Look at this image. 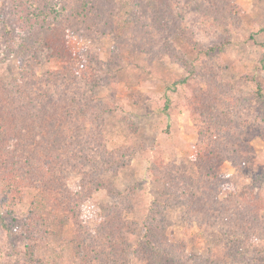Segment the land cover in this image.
<instances>
[{"label":"rangeland","instance_id":"374dc122","mask_svg":"<svg viewBox=\"0 0 264 264\" xmlns=\"http://www.w3.org/2000/svg\"><path fill=\"white\" fill-rule=\"evenodd\" d=\"M28 4V0H0L1 82L20 75L25 58L20 38L7 40L5 30L14 10L28 9ZM33 7L48 16L77 19L74 27L81 28L71 34L69 48L77 52L87 47L95 57L93 67L103 69L99 76L105 78L92 104L100 123L90 122L93 114H88L73 127L88 128L87 139L101 126V151L124 166L116 173L107 168L96 173L89 161H83L85 152H90L82 143V168H72L79 162L67 161L68 168L60 165V172L51 178L46 171L53 164L46 152L40 155L38 144L22 147L24 140L5 139L0 132V264H145L135 255L137 239L149 206L164 189L159 171L153 170L184 164L193 172L204 158L217 162L218 174L226 175L237 193L223 189L215 200L203 180L206 190L200 195L224 204L229 218L243 225L239 234L224 238L235 239L242 251L227 257L225 242L213 246L217 238L212 225L184 222L179 207L165 213L171 223L165 240L173 246L174 261L178 258L177 264H185L178 254L183 249L205 264H264V0H33ZM39 33L35 40L44 36ZM37 68V76L48 77L62 65L59 58L48 57ZM185 78L183 86L174 87ZM167 98L171 102L165 112ZM29 149L38 155L26 153ZM52 151L56 158L69 153L68 146ZM104 163L98 160L96 165ZM88 174H97L116 191L134 193L131 209L121 214L122 246H116L118 253L108 261L106 234L116 232L117 221L110 219V227L98 228L108 220L106 211L118 206L121 198L99 183L79 209L86 228L95 233L85 236L74 219L76 206L69 203L77 195L63 191L86 178L94 185L97 181ZM254 219L252 230L247 224ZM80 238H86V245Z\"/></svg>","mask_w":264,"mask_h":264},{"label":"trees","instance_id":"16d2710c","mask_svg":"<svg viewBox=\"0 0 264 264\" xmlns=\"http://www.w3.org/2000/svg\"><path fill=\"white\" fill-rule=\"evenodd\" d=\"M28 2L31 3L28 4L30 9L24 6L16 8L6 22V39L11 41L12 38L15 40L16 37H19V43L25 58L20 62L21 72L18 78L8 82L0 81V132L5 134V139L10 137V140H24L22 147L26 143H30L32 147L38 144L41 149H38L40 155L46 152L45 156L48 158L49 163L53 164L52 168L47 166L51 170L46 171L51 178L60 172L59 170L62 169L60 165L67 167V161L71 165L74 161L79 162V165L74 164L71 166L72 168L81 167L84 164L80 158L83 149L81 148L82 143L84 145L87 143L86 149L88 148L90 152L89 154L85 152L83 161H89L96 173L105 171L104 168L116 173L124 164H117L118 160L108 159L106 150L101 151L104 149L99 132L101 126L96 130L97 132H93L92 136L87 139L88 128H84L83 125L79 129L73 127L76 121L80 122L79 120H81L83 122L88 114L91 116L96 113L97 107L95 104L92 106L93 102L96 103L95 91L102 85L103 81L101 80L105 78L99 76V74H102L103 69L97 70L96 66L93 67L95 57L89 53L87 47L77 52L69 48L68 42L71 34L76 30L75 28L78 29L81 26L74 27L77 19L62 14L56 17L54 15L53 17L48 16V14H44L38 8L33 7V0H28ZM58 13L59 11L56 10L55 14ZM56 22L57 25L53 27ZM57 28L62 32V41L58 38ZM38 30H40V33ZM80 31L82 32V30ZM38 33L39 35L43 33L45 38L39 36L35 40V35H38ZM261 48L262 61L264 62V44L261 45ZM48 57L59 58L62 68L55 71L51 70L53 75L48 74V77L44 75L42 77L37 76V66ZM185 82L186 78L175 82L173 85L174 87L183 86ZM256 91L257 94L262 93L260 84L257 85ZM170 102L167 98L164 105L165 112L168 110ZM187 108L193 111L190 104H187ZM99 117L97 114H93L89 120H91L90 122L99 121L100 123ZM214 122L215 124L219 123L218 121ZM212 126L210 125L209 133H211ZM62 146H68L69 153L66 158H56L52 150ZM26 153H29L32 157L38 155H35L31 149ZM16 155L18 154L16 153ZM98 160H103L105 163L98 166L96 165ZM61 161L64 163H61ZM110 161L113 162L110 163ZM114 165L115 168L111 169ZM47 168L44 169L48 170ZM153 171H159L157 175H159L164 189L162 194L151 203L146 217L142 221V234L137 239L136 257H139L145 264H177L179 262L178 258L174 261L172 257L174 256L173 246H170L165 240V232L171 225L165 213L179 207L182 210L181 217L184 222L191 224L201 221L206 224L205 227L212 225L215 238H217L213 246L218 247L221 242H225L223 245L227 257L234 258L238 250L242 251L235 239L228 238L224 240V238L239 234L243 225L238 222L235 223L234 220L229 218L231 214L225 211L224 204H220L218 201L213 203V201L202 198L200 195L204 192L203 190H206L201 185L203 180L206 183L208 182L210 187L208 193L212 194L211 196L215 200L218 199V192L223 189L230 191V194L237 193L226 175L218 174L217 162H209L205 158L200 159L196 165V171L193 172L184 164H174L171 167L162 170L154 169ZM96 175L88 174L93 181H97L94 185H91L86 178V181H82V184L74 188L69 190L63 188V191L70 194L71 197L74 193L77 195L75 199H72L73 203L71 204V198L69 203L71 206L77 207L73 209L74 219L77 221L78 227L84 229L81 232L85 236H87V233L94 236L95 233L92 229L86 228L87 223L80 214V206L91 193L98 189L99 183L106 185ZM3 179L4 177L1 178V180ZM106 187L111 195L121 198L118 206H113L106 211L108 220L106 219L105 223L102 220V224L98 228V230L102 229L105 225L110 227L108 224L110 219L117 221L116 232L111 231L106 234V228L103 229L104 235H108L105 245L109 250L107 258L105 257L108 261L113 259L115 253H118V251L116 252V246H122L120 241L125 238V224L122 221L121 214L124 210L129 211L131 209L130 196L134 193L132 192L133 189H128L129 192L124 193L116 191L111 183L110 185L107 184ZM200 188L202 189L200 190ZM256 223L257 220L254 219L250 221L249 225L247 224V227L253 230ZM80 240L82 244L86 245V238H80ZM82 244L79 245L82 246ZM182 250L178 254L181 259L183 258L181 261H184L185 264H205L200 257L186 255ZM163 251H165L164 258L158 259ZM101 258L102 254L99 255V260Z\"/></svg>","mask_w":264,"mask_h":264}]
</instances>
